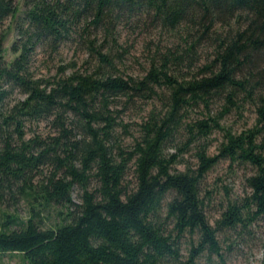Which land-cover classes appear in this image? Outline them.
<instances>
[{
    "label": "trees",
    "instance_id": "obj_1",
    "mask_svg": "<svg viewBox=\"0 0 264 264\" xmlns=\"http://www.w3.org/2000/svg\"><path fill=\"white\" fill-rule=\"evenodd\" d=\"M24 3V15L19 16L17 0H0V203L25 199L33 208L27 220L16 213L3 215L0 253H20L23 264H196L205 248L218 252L220 228L234 230L246 220L264 218V0ZM9 17L17 37L8 48ZM143 27L161 29L177 41L143 78L115 75L123 32ZM68 43L99 60L95 72L75 69L70 62L59 75L32 73L39 49L57 53ZM202 47L211 48L212 56L193 72ZM8 51L13 54L10 61ZM68 67L72 71L65 74ZM185 67L189 71L184 72ZM162 83L169 88L170 108L153 113L127 156L123 151L115 155L109 143L115 124L109 98L150 97L156 93L154 85ZM15 90L25 96L11 103ZM218 98L226 99L224 113L239 107L240 100L251 104L256 124L239 134L228 133L218 154L200 149L196 168L177 170L176 156L165 150L184 109L199 102L208 106ZM43 120H52L59 135L27 138V124ZM211 121L191 125L190 140L219 125ZM74 123L84 132L79 139L68 127ZM223 158L250 165L254 172L247 177L250 193L241 203L229 201L213 227L202 186ZM130 160L135 163L134 189L124 183ZM48 162L71 179L54 173L32 187V177ZM91 176L98 180L95 189L87 186ZM77 183L80 203L72 199ZM51 204L64 206L66 212L53 227L42 228L37 220ZM196 233L200 243L184 263L183 240Z\"/></svg>",
    "mask_w": 264,
    "mask_h": 264
},
{
    "label": "rangeland",
    "instance_id": "obj_2",
    "mask_svg": "<svg viewBox=\"0 0 264 264\" xmlns=\"http://www.w3.org/2000/svg\"><path fill=\"white\" fill-rule=\"evenodd\" d=\"M24 1L17 0L19 16L24 15L26 9ZM5 26L9 27L10 34L5 44L9 48L17 37L14 19L9 17ZM176 41L177 39L173 35L157 28L143 27L125 30L120 42L121 46L118 48L122 53V58H115L116 68L113 70L115 75L124 79L143 78L150 71L152 63L161 64V60H159L161 53H164L166 47H171L172 43ZM198 56L200 59L196 67L191 69L193 72L198 71L208 62L212 56V49L202 47ZM12 58L13 54L8 51L7 59L10 61ZM70 62L75 63V69L83 72H95L100 65L99 60L90 56L84 48H80L76 43H68L57 53L39 49L33 56L31 71L37 77L59 75L62 73L61 67L69 65ZM183 69L184 72L189 71L186 67ZM71 71L72 69L68 67L65 74H69ZM171 72L173 73V70ZM154 89L156 93L150 97L132 96L129 98L125 94H120L109 98V110L115 119L112 129L113 136L109 143L115 155H119L123 151L124 156H127L126 153L132 150L135 140L140 137L145 123L150 121L153 113L163 114L170 108L167 85L156 84ZM24 96L21 91L15 90L9 102L13 103ZM239 103V107L232 106L226 113L224 110L228 104L225 98L212 100L208 106L204 102L188 105L181 117L182 122L174 129L172 140L165 150L167 155L176 156L174 168L177 170H185L188 166L196 168L199 164L198 152L200 149L205 147L208 149V154H218L228 133L239 134L253 128L257 121L254 107L249 103H242L241 100ZM69 117L74 121L76 119L73 114H69ZM212 119L218 120L219 125L213 127L208 135L197 134L194 141L190 140L191 125L200 120H208L212 125ZM68 127L71 128L72 136H75L76 139L84 135L77 123L68 125ZM26 133L27 138H30L34 135L58 136L60 132L52 120H43L29 122L26 126ZM57 168V164L52 162L42 165L32 177V187L47 180L54 173L58 178L65 175L67 179H71V176ZM253 172L254 169L250 165L232 163L230 159L223 158L207 173L202 186V194L207 203L205 212L213 227L217 226V221L222 217L229 201L236 200L241 203L250 193L247 177ZM124 183L128 189H134L137 185L134 160L128 162ZM97 185L98 180L91 176L87 182L88 188L95 189ZM79 189H81V185L77 183L72 191V199L76 203L81 202ZM32 208L33 203L25 199H20L17 203L4 200L0 203V221L7 213H16L27 220L32 215ZM61 212H66L64 206L48 205L43 209L42 217L37 221L42 228L53 227L64 216ZM217 239L219 241L218 252L205 248L197 257L196 264H264V218L246 220L245 224L234 230L220 228L217 232ZM199 243V233L192 237L188 234L184 238L181 248V258L184 263L190 257L193 247L198 246ZM23 261L20 253H0V264H23Z\"/></svg>",
    "mask_w": 264,
    "mask_h": 264
}]
</instances>
